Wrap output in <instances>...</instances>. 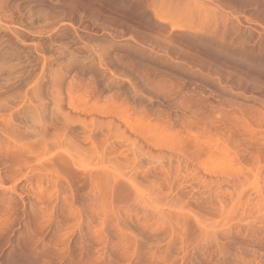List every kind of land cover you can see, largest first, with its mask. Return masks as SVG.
Returning a JSON list of instances; mask_svg holds the SVG:
<instances>
[{"label": "rangeland", "instance_id": "374dc122", "mask_svg": "<svg viewBox=\"0 0 264 264\" xmlns=\"http://www.w3.org/2000/svg\"><path fill=\"white\" fill-rule=\"evenodd\" d=\"M0 264H264V0H0Z\"/></svg>", "mask_w": 264, "mask_h": 264}, {"label": "bare ground", "instance_id": "6f19581e", "mask_svg": "<svg viewBox=\"0 0 264 264\" xmlns=\"http://www.w3.org/2000/svg\"><path fill=\"white\" fill-rule=\"evenodd\" d=\"M155 21H157V22H159V23H165V22H168V19H167V17L165 16V15H163L162 13H158L157 15H156V17H155V19H154ZM176 27V25H174V24H171V28L172 29H174ZM36 98V97H35ZM37 99V98H36ZM32 100V99H30V100H32V101H30L29 99H28V101H29V103H31L32 104V102H33V106L31 107V108H33L32 110H33V112H34V101H37V100ZM41 100V98L39 97L38 98V101H40ZM37 101V102H38ZM41 102H42V100H41ZM36 103V102H35ZM31 104H30V106H31ZM41 104V103H40ZM27 105V104H26ZM25 105V103L23 104V107L22 108H19L18 110H17V113H19L20 115H22V116H28V118L30 119V125H27L28 127V131L29 132H31V135H32V138L35 140L34 142H36V145L35 146H32V145H29V144H26V145H22L21 147H22V149H24V150H28L29 152H33L35 155H38V154H40L41 153V150H43V151H46L47 152V150H48V145H47V141H51V139H46V134H45V132L47 133V131H45L44 129V127L42 128L41 127V125H40V128H38V126H39V124L36 122V120H35V118H34V114H33V112H32V110H31V108H30V106L29 105H27V106H29V107H27ZM35 109H37V108H35ZM39 110V109H38ZM38 110H36V112L38 111ZM59 110V109H58ZM59 111H61V110H59ZM39 112V111H38ZM61 112H63V111H61ZM40 114V113H39ZM38 113H37V116L39 115ZM62 114V116L61 115H59L61 118L64 116V119H65V123L67 122V123H69V122H74L73 120H74V118L73 117H71L70 116V114L67 112V113H61ZM35 116H36V114H35ZM40 116V115H39ZM10 117L12 118V117H14V115H13V113L10 115ZM60 119V118H59ZM34 120H35V122L37 123H35L34 122ZM58 120V119H57ZM60 122H61V119L59 120ZM58 123V122H57ZM57 123H56V125H57ZM83 123H85V122H83ZM42 124V123H41ZM62 124V123H61ZM63 124H64V122H63ZM43 125V124H42ZM45 125V124H44ZM83 125V124H82ZM84 125H86V124H84ZM46 127V126H45ZM61 127V126H60ZM84 127V126H83ZM58 128V127H57ZM85 128V127H84ZM58 129H60L61 130V128H58ZM93 128H91V131L90 132H87L86 133V136H85V134L84 133H82V134H84L83 136H85V138L86 139H89L91 142L92 141H94V139L93 138H95V137H93V135H95L93 132H94V130H92ZM56 130V129H55ZM60 130H56L57 131V133H59V131ZM68 131H66L65 130V133L66 132H68V133H64L63 135L61 134V133H59V135L58 136H55L54 135V133H53V136L56 138L55 140H57L56 142H58V141H60V140H58V139H63L64 137H70L71 138V140L74 142V140L76 139L77 140V138H76V136H74V133H75V127H71V128H69V129H67ZM83 131V130H82ZM93 131V132H92ZM84 132V131H83ZM51 133V134H52ZM60 134H61V136H60ZM68 134V135H67ZM82 134H80V135H82ZM48 136V135H47ZM52 136V135H51ZM58 137V138H57ZM75 139H74V138ZM48 138H49V136H48ZM53 138V137H52ZM61 139V141L63 142V140ZM65 139V138H64ZM55 140H52V142L54 143V141ZM58 142L59 144L60 143H62V142ZM55 142V143H56ZM55 143H54V145H55ZM50 144H51V142H50ZM52 145V144H51ZM50 145V146H51ZM58 144H56V146H57ZM53 146V145H52ZM33 150V151H32Z\"/></svg>", "mask_w": 264, "mask_h": 264}]
</instances>
